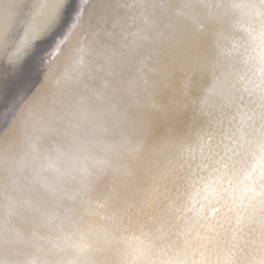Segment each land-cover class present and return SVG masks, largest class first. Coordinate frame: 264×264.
Wrapping results in <instances>:
<instances>
[{
	"label": "clouds",
	"instance_id": "9594fccd",
	"mask_svg": "<svg viewBox=\"0 0 264 264\" xmlns=\"http://www.w3.org/2000/svg\"><path fill=\"white\" fill-rule=\"evenodd\" d=\"M143 3L0 131V264H264V0Z\"/></svg>",
	"mask_w": 264,
	"mask_h": 264
},
{
	"label": "bare ground",
	"instance_id": "6f19581e",
	"mask_svg": "<svg viewBox=\"0 0 264 264\" xmlns=\"http://www.w3.org/2000/svg\"><path fill=\"white\" fill-rule=\"evenodd\" d=\"M143 8V0H0V131L77 40L116 48Z\"/></svg>",
	"mask_w": 264,
	"mask_h": 264
}]
</instances>
